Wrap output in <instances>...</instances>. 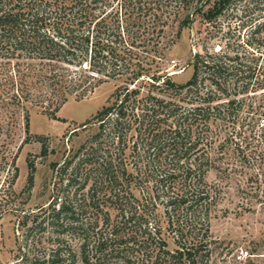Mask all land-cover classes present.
<instances>
[{"label":"trees","instance_id":"trees-1","mask_svg":"<svg viewBox=\"0 0 264 264\" xmlns=\"http://www.w3.org/2000/svg\"><path fill=\"white\" fill-rule=\"evenodd\" d=\"M240 7L253 12L246 47L197 52L185 83L163 71L184 29ZM263 48L264 0H0V108L25 111L28 135V104L63 121L70 99L122 82L83 124L94 131L50 163L51 199L19 215L11 264H215L225 251L211 233L222 181L245 171L264 194V174L244 165L264 151L252 135L232 144L222 135L246 101L239 94L264 72ZM34 138L43 158L55 153L48 137Z\"/></svg>","mask_w":264,"mask_h":264},{"label":"rangeland","instance_id":"rangeland-1","mask_svg":"<svg viewBox=\"0 0 264 264\" xmlns=\"http://www.w3.org/2000/svg\"><path fill=\"white\" fill-rule=\"evenodd\" d=\"M248 10L251 9L240 7L235 17L225 15L215 24H208L203 18H198L193 28L184 29L177 44L165 54L164 60L160 62L163 71L176 82L185 83L192 76L190 64L197 52L205 48L246 47L253 22V12ZM261 53L263 56L258 68L264 70V48ZM259 72L253 74L249 89L239 94L238 98L246 101L237 119L223 123L222 135L228 138V144H232V141L241 143L245 136L252 135L254 146L260 152L264 151V72L261 71L258 80ZM120 83L111 80L81 101L70 99L58 113L63 121L52 119L43 114L41 109L28 104L29 135L25 131V111L16 109V115H12V108H0V264H11L14 260L19 215L47 206L51 199L50 163L61 161L66 150L72 145L79 146L94 131L95 127L83 124L107 105ZM35 135L48 137L50 149L55 150V153L43 158L42 144L35 140ZM234 146L229 152L234 151L237 157ZM243 148L244 145L241 148L242 156H247L250 149ZM229 156V163L236 166L235 159ZM29 161H34L36 167L31 188L28 182L31 173ZM244 165L249 173L261 171L264 174L263 159L256 158ZM247 178L245 171L231 172L224 181L216 171L209 175L210 181L221 180L226 192L211 219L212 236L223 242L225 249L220 257L219 253L215 256V264H264V194L256 192V184H251L250 188L246 183ZM261 178L264 179V176ZM239 185L246 191H239ZM250 255V263H246L245 259Z\"/></svg>","mask_w":264,"mask_h":264}]
</instances>
